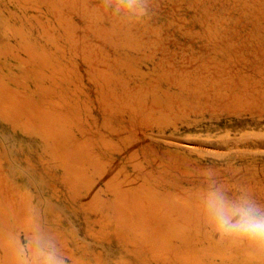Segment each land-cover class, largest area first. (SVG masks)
Listing matches in <instances>:
<instances>
[{"label": "bare ground", "instance_id": "obj_1", "mask_svg": "<svg viewBox=\"0 0 264 264\" xmlns=\"http://www.w3.org/2000/svg\"><path fill=\"white\" fill-rule=\"evenodd\" d=\"M16 1L44 42L8 26L21 41L0 54L21 71L0 62V117L43 140L49 178L0 134V238L35 207L78 264H246L198 234L189 193L211 167L264 202V0H154L128 27L99 0ZM201 38L205 52L188 51Z\"/></svg>", "mask_w": 264, "mask_h": 264}, {"label": "clouds", "instance_id": "obj_2", "mask_svg": "<svg viewBox=\"0 0 264 264\" xmlns=\"http://www.w3.org/2000/svg\"><path fill=\"white\" fill-rule=\"evenodd\" d=\"M101 18L120 26L146 22L154 15V0H99ZM198 234L211 245L239 252L246 264H264V202L244 183H227L205 168L199 185L189 193ZM6 264H78L57 235L42 222L39 210H28L26 224L2 234Z\"/></svg>", "mask_w": 264, "mask_h": 264}, {"label": "rangeland", "instance_id": "obj_3", "mask_svg": "<svg viewBox=\"0 0 264 264\" xmlns=\"http://www.w3.org/2000/svg\"><path fill=\"white\" fill-rule=\"evenodd\" d=\"M14 12V13H13ZM15 14V15H14ZM25 14V15H24ZM31 15V14H30ZM29 13L27 11V9L25 10L20 4L18 1L16 0H0V50L5 48L7 45L11 44L13 45L14 43L15 44H18L20 41H21V35L20 34H14L12 33V30L8 29V26L9 27H15V26H24L25 29L29 32L27 33L30 38L32 40H36V42L39 44L40 41L42 40L44 42V39H42L36 28L32 29V31H30V27H31V23L33 21V19H30L29 18ZM16 16V17H15ZM28 17V18H26ZM28 19V20H27ZM31 20V21H30ZM23 21V22H22ZM31 22V23H30ZM24 23V24H23ZM7 24V25H6ZM7 27V28H6ZM3 31V33H2ZM35 31L37 33H35ZM7 34V35H5ZM146 36L149 35V33H145ZM16 36V37H15ZM40 38V39H39ZM11 43H10V42ZM202 41V42H201ZM6 42V43H5ZM204 42H205V39L201 38L200 40H196L194 43H191L189 42L188 44V51H201V52H205V47L203 46L204 45ZM191 45V46H190ZM190 48V49H189ZM192 49V50H191ZM200 49V50H199ZM22 54H24V56H27V53L25 51H22ZM3 54L1 53L0 54V62L5 64V70L7 73H19L21 71V68L20 66L18 65L19 62H18V59L16 57H14L13 55H8L6 54V56H2ZM5 55V54H4ZM13 63V64H12ZM17 64V65H16ZM138 68L141 70V71H147L146 69H150L151 68V64L150 62H147L146 60H142L140 61L138 64ZM10 67V68H9ZM149 71V70H148ZM13 84H16L15 82H13ZM29 84L30 86L33 88V87H36L35 84L33 83V81H29ZM89 84V88H92V84L88 83ZM29 86V87H30ZM71 86V85H70ZM83 97V95H81ZM95 115L99 118V124H97V126L99 125V129L100 131L102 130L103 132H105L107 135L109 136H112L113 138H116L117 139V134L114 132V131H111L109 129H107L106 127H104V125L101 123V119H102V115L100 112L96 111L95 110ZM0 134L2 135L3 133H7L9 135H11V139L10 141H8V144H15V146L17 147H20V146H23L24 147V151H18L17 147L15 148L17 151H16V155L17 157L19 158L20 162H22L23 164H27V158H29L33 163H35L38 167H39V172L36 174L37 177H40L42 179H48L49 177L47 176L46 174V171H45V168L42 167L41 165V161L43 157L46 158V154H44V142L43 140L35 135V134H31V133H27V132H24L23 130L21 129H18L16 130V133L14 132L13 128H12V125L10 122H6L5 119H3L2 117H0ZM3 123V124H2ZM10 123V124H9ZM8 125V126H7ZM4 127V128H3ZM9 127V129H8ZM13 131H12V130ZM22 131V132H21ZM17 134V135H16ZM20 134V135H19ZM18 136V137H17ZM20 136V137H19ZM31 138H30V137ZM15 137V138H14ZM23 137V138H22ZM14 139V140H13ZM29 139V140H28ZM34 139V140H32ZM40 139V140H39ZM19 141V142H18ZM35 144H34V142ZM16 142V143H15ZM37 142V143H36ZM35 147V148H34ZM29 149V150H28ZM37 150V151H36ZM30 151V153H29ZM115 152V151H114ZM36 153V154H35ZM114 155V158L116 159H124L123 158V155L120 154L119 152H115V153H112ZM32 155V156H31ZM40 156V157H39ZM42 156V157H41ZM23 160V161H22ZM25 160H26V163H25ZM36 160V161H35ZM5 166H7L8 169L9 168V164L5 163ZM128 167L131 171H133V167L131 164H128ZM45 171V172H44ZM11 172V171H10ZM42 173V174H41ZM15 175V176H14ZM11 172L10 173V176L12 178H16L15 180L18 182V183H22L21 185L23 187H26V186H30L29 182H27V179L24 178L23 176H20L21 174L18 173L17 175L14 174ZM20 178V179H19ZM23 178V180L21 179ZM24 183V184H23ZM102 183V182H101ZM103 185V184H102ZM61 188L64 189V187L61 185ZM65 189L63 192H61V196H58L60 200H67V197H68V194L67 192L65 193ZM104 194H108L107 192H104ZM67 196V197H66ZM38 199V196L37 198ZM42 199V198H41ZM40 200H37V202L39 203V205L42 207L43 206V203L42 201ZM78 207V203L76 204ZM50 215L52 212H50ZM67 222V220H66ZM65 222V224H67Z\"/></svg>", "mask_w": 264, "mask_h": 264}]
</instances>
